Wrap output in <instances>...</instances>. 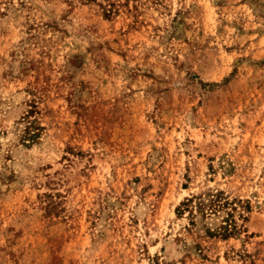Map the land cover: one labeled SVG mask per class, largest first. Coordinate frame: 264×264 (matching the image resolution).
I'll use <instances>...</instances> for the list:
<instances>
[{"label": "rangeland", "instance_id": "374dc122", "mask_svg": "<svg viewBox=\"0 0 264 264\" xmlns=\"http://www.w3.org/2000/svg\"><path fill=\"white\" fill-rule=\"evenodd\" d=\"M0 264H264V0H0Z\"/></svg>", "mask_w": 264, "mask_h": 264}, {"label": "trees", "instance_id": "16d2710c", "mask_svg": "<svg viewBox=\"0 0 264 264\" xmlns=\"http://www.w3.org/2000/svg\"><path fill=\"white\" fill-rule=\"evenodd\" d=\"M199 201L196 205V208L199 209V211H203L205 210L206 208L207 209H211L213 206H215V203L214 201L212 200H209L208 202H205V199H201L200 197L197 198ZM192 200H187L186 203H189L191 202ZM184 205H188V204H184Z\"/></svg>", "mask_w": 264, "mask_h": 264}]
</instances>
